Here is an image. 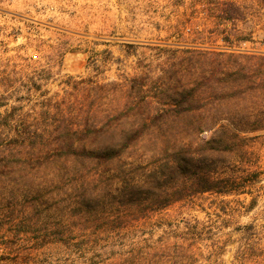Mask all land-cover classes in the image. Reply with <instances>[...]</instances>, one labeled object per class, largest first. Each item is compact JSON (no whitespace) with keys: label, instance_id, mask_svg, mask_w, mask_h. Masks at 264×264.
Instances as JSON below:
<instances>
[{"label":"rangeland","instance_id":"rangeland-1","mask_svg":"<svg viewBox=\"0 0 264 264\" xmlns=\"http://www.w3.org/2000/svg\"><path fill=\"white\" fill-rule=\"evenodd\" d=\"M183 85L222 98L194 113L200 129L160 123L174 129L124 160L57 176L46 162L44 182L30 171L67 133L113 127L129 107L149 121ZM220 124L240 141L207 151ZM155 141L230 179L104 228L125 210L116 176L165 169ZM7 150L32 175L0 168V264H264V0H0L1 164Z\"/></svg>","mask_w":264,"mask_h":264},{"label":"trees","instance_id":"trees-1","mask_svg":"<svg viewBox=\"0 0 264 264\" xmlns=\"http://www.w3.org/2000/svg\"><path fill=\"white\" fill-rule=\"evenodd\" d=\"M227 19H230V17ZM220 55L237 56L238 54L222 52ZM195 93L196 91L192 92L183 85L181 92L177 94L178 96L167 102L166 108L152 115L149 121L141 112L136 110V107L135 109L129 107L132 112L115 115L114 121L117 122H115L113 127L109 125L100 126L97 129L87 127L84 130L67 133L66 140L52 148L55 150L54 154L44 157L45 159L36 158L30 171L35 170V174L42 176V182H44L48 175L44 164L46 162L52 163L53 169L57 171L54 172L53 169L50 171L57 176L61 174L63 168L68 167L65 164H68V162L75 165L81 159H87L99 164L124 160L125 157L131 156L133 152L144 145L145 141L149 140L150 133L154 135L153 132L159 131L165 135L167 128L174 129L172 128L173 125H163L168 126L164 128L160 123L175 124L177 127L185 125L187 127L191 126L196 130L197 128L200 129L207 122L201 116V120L196 118L194 113L201 108H206L208 105L211 107L214 103L222 104V98L219 97L216 102L201 101L198 94L196 97L194 96L196 95ZM134 105L136 106V103ZM234 119L235 116L225 115L223 118L213 120L210 126L219 124L220 120H227L229 123H233ZM239 130L241 129L235 128L231 130L227 124H220L214 129L212 136L206 142L209 145L207 151H232L240 141ZM173 143L174 141H170L162 146H159L157 141L153 143L165 154L163 157L165 169L162 172L155 168V170L148 172L144 180L137 181L123 176L121 178L119 176L115 177L117 179L115 181L117 195L124 202L125 206L123 208L125 210H119L115 215H112L114 219L107 216L104 228L109 229L113 222L126 218L127 215L124 213L129 212L128 210H131V213H144L148 210L163 208L194 193L221 189L223 182L230 179L228 176H221V172L218 173L215 169L199 167L195 163L194 157L189 160L180 157L182 154L179 152L180 148H177L176 144L173 145ZM168 151L170 152L167 154ZM151 152L154 153L155 148L151 149ZM17 157L14 152L7 150L5 156H3V161L6 160V164H1L2 162H0V168L13 169L17 173L27 172V165H31V162L29 163L26 159ZM12 160H14L15 164L12 163L11 166H7ZM76 170L78 171L79 169ZM121 172H125V170H121ZM177 174L181 175L182 181L172 182V177ZM151 187L157 190H150ZM139 188H144L145 190H138ZM215 191L223 192L224 190ZM103 227L93 229H102ZM133 264H141V262H133Z\"/></svg>","mask_w":264,"mask_h":264}]
</instances>
